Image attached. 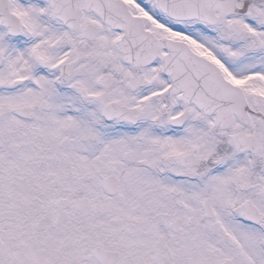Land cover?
<instances>
[{
	"label": "snow or ice",
	"instance_id": "obj_1",
	"mask_svg": "<svg viewBox=\"0 0 264 264\" xmlns=\"http://www.w3.org/2000/svg\"><path fill=\"white\" fill-rule=\"evenodd\" d=\"M0 264H264V0H0Z\"/></svg>",
	"mask_w": 264,
	"mask_h": 264
}]
</instances>
